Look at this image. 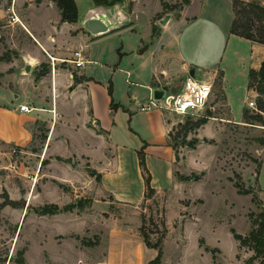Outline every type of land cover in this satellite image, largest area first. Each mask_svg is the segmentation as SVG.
<instances>
[{"label": "rangeland", "instance_id": "374dc122", "mask_svg": "<svg viewBox=\"0 0 264 264\" xmlns=\"http://www.w3.org/2000/svg\"><path fill=\"white\" fill-rule=\"evenodd\" d=\"M79 1L82 10H86L90 0ZM165 1L167 7L162 5V0L139 1L142 23L140 22L138 27L140 35L145 39L148 38L149 27L144 20L150 13L153 16L154 36L162 28L167 29V33H172L175 19L180 18L181 9L178 5L181 0ZM244 1L264 5V0ZM166 15L169 16L162 24L161 20ZM206 25L205 22L200 28L193 27V31L198 30L204 34L203 42L199 44L201 62L208 57L209 37L213 38L216 35L213 46L218 48L222 39L221 27L224 28V24L220 25L221 27L214 29L216 31L214 34V30L208 29ZM181 28L184 30L185 26ZM189 34L190 30L184 33L183 38ZM138 35L136 34L137 37ZM18 40H26L25 30L21 24L0 22V85L14 88L16 73L19 77L40 78L42 72H51L50 56L43 62H37L30 72H26L23 60L17 52ZM134 57V54L131 56L129 54L128 57L121 59L118 55L116 63L123 61L117 65L118 69L112 79L116 81L118 98L125 101L129 100L131 90L121 68L130 64ZM7 62L8 64H3ZM65 63L57 62L55 68H67ZM84 69L93 70L92 75L100 82L95 87H89L90 95L109 94L111 75L106 79L107 68L92 63L86 65ZM212 69L214 68L200 65L197 74H205ZM220 78L221 76L213 84L212 101L205 110L193 115H176L159 109L160 112H165L172 132L169 142L175 146L177 154L176 178L183 181L185 186L183 188L174 186L170 190L155 193L143 202L137 208L140 214L137 227L134 219L129 217L123 220L132 230L129 238L134 249L130 252L132 259L135 258L134 251L139 249V237L143 239L140 231L143 229L152 243L162 242L160 264H260L262 260V257L253 259L255 252L249 246H240L231 229L248 234L253 227V220L264 209V145L260 141L264 139V126L258 122H236V119L243 118L244 109L256 111L249 107L247 102L249 99L247 96L251 94L248 92L249 86L245 82V76L236 78L238 86L234 85L231 92V108L226 104ZM23 83L24 85L30 83V79L24 80ZM171 85L173 84L161 88ZM15 91L18 92V89ZM40 95L44 97L43 105L48 107L52 96L45 88L41 89ZM110 96L112 97L113 93ZM23 101L22 97L14 100L13 107L15 105L19 107ZM63 101L64 98H61V105ZM26 103L30 104L31 101L28 99ZM71 103H74L75 107L81 100L78 97ZM18 114L17 112L14 115L19 117ZM204 117H208V121L211 120L208 125H205L207 121L193 131L182 127L188 119L197 121ZM48 125V121L37 120L36 127L32 130L33 138L28 145L18 146L0 141V194L5 190L12 199L20 202L19 207L8 205L0 211V264H110L107 261L109 250L106 229L113 223L111 213L116 218L124 208L116 204L117 206L109 209L111 213L103 212L101 207L94 208L89 192L85 191L87 172L81 170L80 173L74 169L78 167V163L89 165L90 162L84 156L68 155L74 146L85 148L88 143L91 147L97 146L98 153L91 154L93 158L99 159L104 154L100 149L107 144L106 138L88 133L76 135L71 126L60 124L55 137H59L57 140L59 153L64 156H58L54 145L48 148L45 144ZM128 126V120L119 123L120 130L127 131ZM201 128L202 134L215 138H209L215 146L202 145L196 162L193 157L197 153L189 154L190 147L182 143L194 138L199 140L197 135ZM209 139L205 138L203 142H209ZM186 153L187 160L189 158L190 161L184 162ZM194 167L196 170H193ZM236 181L241 182L245 188H251L253 193L239 194L234 186ZM253 196H257V201H253ZM1 201L3 199L0 197ZM78 202L85 204L83 210L76 207L53 215H39L35 211L47 203H56L63 208ZM84 239L95 244L85 245L82 242ZM124 256L123 249L116 248L112 255V263L122 264ZM141 258L144 260L143 264H146L152 258V254L147 252Z\"/></svg>", "mask_w": 264, "mask_h": 264}, {"label": "crops", "instance_id": "0c3cea01", "mask_svg": "<svg viewBox=\"0 0 264 264\" xmlns=\"http://www.w3.org/2000/svg\"><path fill=\"white\" fill-rule=\"evenodd\" d=\"M139 1L143 0H126L124 4L131 15L128 24L109 33L94 36L80 22L86 11L95 5L94 0H90L84 11L80 1L76 0L79 10L78 22L63 21L61 10L53 0L40 2L0 0V22L21 24L25 30L26 40H18L16 47L19 57L23 60V68L27 63H30L33 68L37 62H43L46 58L49 59V56L54 58L55 65L61 61L66 62L67 66V68H55V71L51 68L50 73L47 72L40 78L28 77L30 83L26 85L23 82L28 78L19 77L16 73L14 88L0 85V141L18 146L28 145L33 138L32 130L36 127L37 120L48 121L45 144L48 148L54 145L58 156H64L59 153L60 148L57 143L59 137H55L60 124L71 126L76 135L88 133L106 138L107 144L100 149L104 154L99 159L93 158L91 154L98 153L97 146L94 148L88 143L85 148L74 146L68 155L84 156L90 162L89 165L78 163V167L74 169L80 173L81 170L87 172L85 191L89 192L94 208L101 207L105 213H109V209L113 206L118 205L124 208L120 216L116 218L110 212L113 223L106 229L109 250L107 261L110 264H113L114 250L119 247L125 252L122 264H128L127 262L143 264L144 260L141 257L145 253L151 252L150 260L154 259L158 253L156 249L149 248L139 237V249L134 251L135 258L132 259L130 252L134 249L129 241L132 230L123 221L130 217L135 220L137 227L140 222L137 208L149 199L145 196V182L139 164L138 151L145 147L146 163L152 174V186L155 193L170 190L174 186L182 188L185 186L183 181L176 178L178 161L174 149L169 144L170 127L165 112L162 113L156 108L143 109L142 107L149 104L156 90H161V87L167 84L177 85L194 72L198 79L212 84H215L221 76V88L225 101L231 108V92L234 85L238 86L235 82L236 78L245 76L248 86L249 70L258 69L264 58V44L231 32L235 17L232 0H191L181 9L180 18L175 19L174 29L170 34L167 33V29L162 28L156 36L153 35V16L150 13L144 20L149 27L146 39L140 35L141 31L138 27L142 21ZM205 22L208 29H218L222 24L224 28L221 27L222 39L218 48L213 46L216 41V35L214 36L216 31L214 30L213 38L209 37L208 57L201 62L199 44L203 42L204 34L193 29L196 26L200 28ZM183 25L184 30L181 28ZM189 30L188 37L183 38L184 33ZM136 34L140 36L137 37ZM142 48L144 51L140 52ZM78 50H81L86 58V62L79 67L71 62L75 51ZM129 54L130 56L134 54V59L125 68H121L131 90L129 100L125 101L118 98L116 81L112 79L118 69L117 65L123 61L116 63L118 55L122 59ZM92 63L107 68L106 79L108 75H111L109 83L111 81L114 85L112 97L108 93L90 95L89 87H95L100 83L92 75L93 70L84 69L86 65ZM200 65L214 69L206 72L208 75L197 74ZM74 73L82 78L80 82H75ZM43 88L52 96L48 107L43 105L44 97L40 95ZM15 89H18V92ZM247 89L251 94L247 98L254 99V91L249 87ZM30 90L32 92H29ZM20 97L24 101L19 104V107L18 105L13 107L14 100ZM78 97L81 103L74 107V103L71 102ZM61 98H64L62 105ZM28 99L31 101L30 104L26 103ZM112 99L117 106L114 109L111 108ZM22 105H27L33 110L23 111L20 108ZM17 112L19 117L14 115ZM232 119L235 121L233 117ZM124 120L129 121L127 131L120 130L119 127V123ZM242 120L243 118L236 119V122L241 123ZM210 122L211 120L205 125ZM202 130L201 128L197 135L199 142L196 147L189 149L191 151L189 154L197 153L193 157L196 162L202 145L215 146L214 142H203L205 138L212 137L202 134ZM92 149L94 151H91ZM183 160L184 162L189 160V158L187 160V153L186 159ZM86 167H90L91 170L88 171ZM193 170H196V167ZM97 175H100V179H97ZM259 197L263 201L260 195Z\"/></svg>", "mask_w": 264, "mask_h": 264}, {"label": "trees", "instance_id": "16d2710c", "mask_svg": "<svg viewBox=\"0 0 264 264\" xmlns=\"http://www.w3.org/2000/svg\"><path fill=\"white\" fill-rule=\"evenodd\" d=\"M41 0H37L40 2ZM56 2L58 8L61 10L62 20L68 22H78L79 21V10L76 0H53ZM234 6L235 17L231 26V32L233 34L242 36L244 38L259 42L264 44V5L259 3H247L244 0H232ZM120 2L124 3L126 0H94L95 5H104V6H112L115 3ZM191 0H181V3L178 5L180 9H182L185 5L189 4ZM162 5L167 7V3L165 0H162ZM144 51V48L140 49V52ZM47 71L42 72V75H45ZM82 78L78 77L76 73H74L75 82H80ZM249 89L254 91L255 93V101L257 107L251 112L249 109H244L243 112V122L247 123H260L264 126V58L258 69L251 68L249 70ZM113 93V85L110 81L109 83V94ZM116 104L113 99L111 101V108H116ZM211 117V115H209ZM208 116V117H209ZM208 117H204L198 119L197 121H192L188 119L186 123L182 125L185 129L190 128L189 131L199 129L203 124L208 121ZM188 132V131H186ZM172 135V132H169V136ZM262 144L264 145V139H260ZM199 140L197 138L192 139L191 141H184L182 144H186L190 148H195L198 144ZM212 142V141H209ZM170 146L175 151V146L169 143ZM176 154V153H175ZM139 155V164L142 171V175L145 182L146 198H151L155 194V189L152 186V174L146 163V152L145 147H142L140 151H138ZM177 155V154H176ZM60 158V157H59ZM94 174V173H93ZM259 174V173H258ZM97 179H100V175H97ZM234 186L237 188L239 194L248 195L252 194L253 190L251 188H245L241 182H234ZM0 197L3 201L0 202V211L6 206L19 207L20 202L12 199L7 191L4 190ZM257 196H253V201H257ZM78 208L82 210L85 208V204L78 202L73 205H69L66 207H60L56 203H47L40 208L35 209L36 213L39 215H53L57 214L61 211H70L73 208ZM253 227L249 231L248 234H241L237 232L234 228L231 229L233 236L236 240L239 241L240 246H249L254 252L255 255L252 257L253 259H257L262 257L260 264H264V209L260 213L259 216L256 217L252 222ZM141 234L143 236L144 243L149 248H154L157 250V255L154 259L150 260L146 264H160L162 257V247L161 241L156 243H152L149 237L144 233V230L141 229ZM85 245H93L87 240L82 241Z\"/></svg>", "mask_w": 264, "mask_h": 264}, {"label": "built area", "instance_id": "2783aa9c", "mask_svg": "<svg viewBox=\"0 0 264 264\" xmlns=\"http://www.w3.org/2000/svg\"><path fill=\"white\" fill-rule=\"evenodd\" d=\"M51 57V56H50ZM52 59V70L55 71V60ZM77 67L82 66L86 62V58L81 50L75 51L74 58L71 60ZM162 95L158 98L153 93L148 105L143 106V109H160L169 111L176 115L196 114L199 111L205 110L212 101L213 84L207 81L198 79L194 72L187 78L183 79L177 85H171L166 88H161ZM249 107L255 109L256 101L248 99ZM21 110L29 112L33 108L22 105Z\"/></svg>", "mask_w": 264, "mask_h": 264}, {"label": "water", "instance_id": "95a60500", "mask_svg": "<svg viewBox=\"0 0 264 264\" xmlns=\"http://www.w3.org/2000/svg\"><path fill=\"white\" fill-rule=\"evenodd\" d=\"M124 3L117 2L112 6L94 5L91 9L87 10L81 19V24L86 30H88L94 36H100L116 29H119L131 20V15L127 10ZM161 20L164 24L167 18ZM32 65L27 63L24 67L26 72H30ZM162 90L158 89L155 91V96L160 97ZM88 171L90 167H86Z\"/></svg>", "mask_w": 264, "mask_h": 264}]
</instances>
